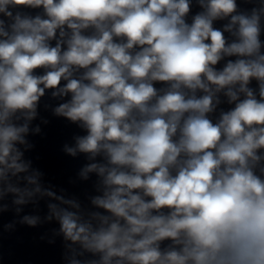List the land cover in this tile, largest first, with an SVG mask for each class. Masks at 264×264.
I'll use <instances>...</instances> for the list:
<instances>
[{"label": "clouds", "instance_id": "clouds-1", "mask_svg": "<svg viewBox=\"0 0 264 264\" xmlns=\"http://www.w3.org/2000/svg\"><path fill=\"white\" fill-rule=\"evenodd\" d=\"M45 97L83 130L86 204L26 156ZM9 199L4 230L55 222L62 264H264V0H0Z\"/></svg>", "mask_w": 264, "mask_h": 264}]
</instances>
